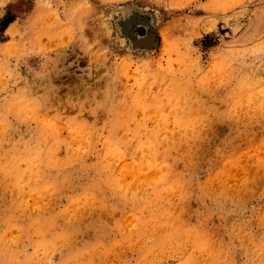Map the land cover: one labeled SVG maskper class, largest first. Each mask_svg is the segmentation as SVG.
Returning <instances> with one entry per match:
<instances>
[{
    "label": "rangeland",
    "instance_id": "obj_1",
    "mask_svg": "<svg viewBox=\"0 0 264 264\" xmlns=\"http://www.w3.org/2000/svg\"><path fill=\"white\" fill-rule=\"evenodd\" d=\"M0 264H264V0H0Z\"/></svg>",
    "mask_w": 264,
    "mask_h": 264
},
{
    "label": "bare ground",
    "instance_id": "obj_2",
    "mask_svg": "<svg viewBox=\"0 0 264 264\" xmlns=\"http://www.w3.org/2000/svg\"><path fill=\"white\" fill-rule=\"evenodd\" d=\"M139 31H140L141 34H144V30L143 29H140ZM154 41H155V38L153 36L149 35L148 37L143 39L142 43H144L145 46H152ZM154 45H155V43H154Z\"/></svg>",
    "mask_w": 264,
    "mask_h": 264
}]
</instances>
